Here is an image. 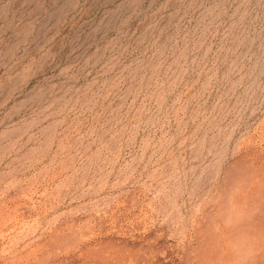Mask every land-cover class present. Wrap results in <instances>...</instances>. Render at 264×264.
I'll return each instance as SVG.
<instances>
[{"label": "rangeland", "instance_id": "374dc122", "mask_svg": "<svg viewBox=\"0 0 264 264\" xmlns=\"http://www.w3.org/2000/svg\"><path fill=\"white\" fill-rule=\"evenodd\" d=\"M0 264H264V0H0Z\"/></svg>", "mask_w": 264, "mask_h": 264}]
</instances>
